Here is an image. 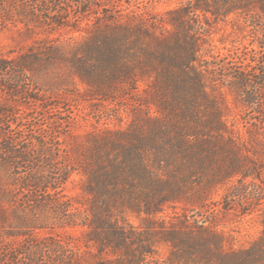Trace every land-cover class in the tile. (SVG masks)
I'll return each mask as SVG.
<instances>
[{
  "label": "trees",
  "instance_id": "16d2710c",
  "mask_svg": "<svg viewBox=\"0 0 264 264\" xmlns=\"http://www.w3.org/2000/svg\"><path fill=\"white\" fill-rule=\"evenodd\" d=\"M107 4L0 0V26L23 24L27 36L34 29L46 34L15 54L0 56V169L6 179L0 183V239L18 241L13 248L0 241V258H11L0 259V264H147L145 237L150 232L120 224L115 214L120 206L150 214L162 210L163 203L194 205L228 182L223 210L244 213V206L254 201L263 204V189L249 191L244 181L256 176L259 163L228 126L223 94L211 77L215 69L201 59L199 33L188 22L201 6L171 10L167 18L135 14L121 19L99 8ZM71 19L77 20L75 25L68 24ZM60 29L77 32L78 38L64 44L48 40ZM61 63L91 96L107 99L115 90L129 91L137 105H153L159 116L148 113L131 130L105 128L89 135L72 155L61 131L43 133L31 120L37 111L58 108L43 98L33 77ZM248 68L232 73L234 90L244 103L255 104L264 91V60L258 78L249 75L255 67ZM261 115L253 131L264 141V109ZM168 166L174 169L167 171ZM76 172L85 175L87 204L63 194ZM17 192L20 201H15ZM261 224L258 243L244 252H227L223 235L196 219L170 223L162 230L170 237L162 240L170 245V264H264V208ZM56 225L86 227L88 242L94 243L93 259L86 260V250L71 237L43 235Z\"/></svg>",
  "mask_w": 264,
  "mask_h": 264
},
{
  "label": "rangeland",
  "instance_id": "374dc122",
  "mask_svg": "<svg viewBox=\"0 0 264 264\" xmlns=\"http://www.w3.org/2000/svg\"><path fill=\"white\" fill-rule=\"evenodd\" d=\"M105 1L108 4L99 8L104 9V13L107 14L116 12L118 16H121L119 17L121 19H126L129 15L135 14H147L153 19L167 18L170 17L168 12L171 10L180 7H192L193 3L195 7L196 4L201 6L195 10V13H190L188 22L199 33L201 59L205 65L215 69L211 77L219 83V91L223 94L224 118L228 126L233 129L241 142L245 141L246 149L249 150L247 153L259 163L256 176H249L244 180L249 183L247 189L251 191L259 187L264 191V141L260 135L253 131V123L262 117L264 91L256 96L257 103H244L234 90L235 74H232L246 73V69L253 66L255 70L252 68V71L247 72V74L253 75L252 73H254L253 76L259 77L260 64L264 60V48L261 47L264 45V0H206V5L202 4V0ZM99 15L101 18L103 14L100 13ZM114 15L116 17V14ZM90 19L95 21L93 16ZM69 21V25H75L77 20L71 19ZM83 22H88V20ZM83 22L82 24H84ZM167 28L171 27L168 25ZM24 30L23 24L8 23L5 27L0 26V56L9 55L10 51H14L15 54L29 46L32 41L43 39L46 35L42 29L40 33L38 29H34L32 34L27 36L23 32ZM78 35L77 32L60 29L49 34L48 40L55 39L56 43L64 44L74 42ZM33 78L36 85L42 89L43 98H47L49 103L56 104L58 108L53 112L37 111V113L32 114L31 120L44 129L43 133L61 131L63 137H66L72 147V155L78 154L77 150L82 147L89 135L99 134L105 128L122 131L131 130L136 125L137 119H144L148 113L150 117L159 116L155 113L157 109L155 106L137 105L129 91L122 93V91L117 92L115 90L112 94L110 93L113 97L107 99L91 96L86 90L87 87L80 83L76 77H71L62 63L47 73L44 72L42 75ZM253 80L257 79L254 78ZM140 87H144V84H140ZM10 106L9 108L13 109V106ZM22 108L15 107V109L23 111ZM78 159L83 161L81 156ZM173 169V166L166 168L167 171ZM84 180L85 175L82 172L74 173L63 186V194L75 201L87 204L89 195L82 191ZM231 181L234 182V179ZM251 181L256 185L253 186ZM1 182H6V179L5 173L0 169ZM229 184L230 182L217 186L210 198L203 203L193 205L187 202L184 205L183 202H179L176 206H173L172 203H163L159 206L162 210L152 208L154 210L150 214L139 213L135 211L133 205L125 204L115 212L116 218L120 224L128 229L131 227L143 234H145L144 230L150 232L145 237L148 242L146 249L150 252L145 258L147 264H170L172 262L170 245L162 240L170 237V234L165 235L162 230L168 228L170 223L178 222L184 218L190 221L196 219L212 224L214 229L223 235L224 248L227 252L249 251L258 243L263 229L261 214L264 208V198L261 200L263 204L255 205L256 202L254 201L250 206H244L245 209L248 208L244 213H241L238 208L225 211L220 202ZM21 196L17 192L15 201H20ZM52 217L49 216V223L53 221ZM51 233L71 237L80 242L83 250H86L84 252L85 259L88 258L89 261L93 259L94 243L88 242L86 227L60 228L56 225L50 230L44 231L43 235L51 236ZM3 240L10 243L12 248L18 243L17 240L9 238L0 239V241ZM84 243H88V248L83 247ZM243 257L246 256L243 255ZM5 258L11 259L8 257H1L0 259ZM4 264L10 263L4 262Z\"/></svg>",
  "mask_w": 264,
  "mask_h": 264
}]
</instances>
